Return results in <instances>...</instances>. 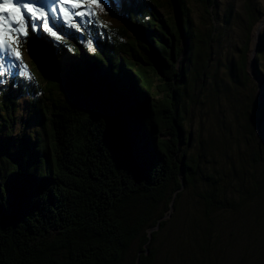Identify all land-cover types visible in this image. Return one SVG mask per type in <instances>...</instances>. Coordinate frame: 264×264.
<instances>
[{
	"label": "trees",
	"instance_id": "16d2710c",
	"mask_svg": "<svg viewBox=\"0 0 264 264\" xmlns=\"http://www.w3.org/2000/svg\"><path fill=\"white\" fill-rule=\"evenodd\" d=\"M201 2L215 24L216 1ZM116 8V25L99 22L102 33L93 27L94 53L74 29H61L67 31L63 44L25 45L36 68L30 81L0 86V173L16 174L21 165L14 161L21 160L22 175L37 182L26 196L18 184L15 203L0 189L6 197L0 206V264H127L136 241L129 264H156L158 234L186 189L204 183L195 194L207 213L225 204L223 178L202 170L201 154L192 151L184 128L187 107L199 103L197 81L208 71L216 29L205 39L197 34L188 0H130ZM240 51L228 74L246 88L248 46ZM263 52L262 34L255 58L261 76ZM93 80L125 86L132 100L120 147L74 84ZM28 86L37 124L28 136L12 137ZM245 120L241 127L259 145L254 159L264 160L259 121L252 110Z\"/></svg>",
	"mask_w": 264,
	"mask_h": 264
},
{
	"label": "rangeland",
	"instance_id": "374dc122",
	"mask_svg": "<svg viewBox=\"0 0 264 264\" xmlns=\"http://www.w3.org/2000/svg\"><path fill=\"white\" fill-rule=\"evenodd\" d=\"M215 1L213 11L217 15L213 24V17L206 12L201 0H188L197 34L205 39L213 29L216 32L210 41L212 54L208 71L205 78L203 76L197 81L196 91L200 86L202 89L199 103H190L187 107L184 128L186 135H191L192 151L201 154L202 170L223 178L219 189L224 190L220 197L225 204L207 213L204 203L195 194L196 191H204V183H198L197 188L186 189L178 207L169 214L167 225L158 234L156 264H264V160L255 161L259 145L249 131L246 133L241 127L246 123L245 114L249 110L254 112L256 119L258 83L264 86V67L261 69L263 76L255 67L258 47L264 35V0ZM251 9L252 18L249 14ZM229 10L230 18L226 22ZM113 16L110 12L100 13L98 21L116 25L117 19ZM76 19L81 31L74 30V35L86 46L92 41L95 48L93 26L87 20ZM245 46H248L247 68L251 76L246 88L234 84L228 74L230 61L238 59ZM256 46L253 57L252 51ZM259 58L264 65V52ZM22 61L30 77L35 76L32 70H36L35 64L25 46ZM257 75L259 81L255 79ZM13 79L17 80L10 78L0 86L12 89ZM28 88L23 89L25 92L19 101L16 116L20 120L12 122L14 132H18L12 137L28 136L37 124L30 110L31 89L30 86ZM259 138L264 142V126L260 123ZM14 141L18 142V139ZM137 247L136 241L127 264Z\"/></svg>",
	"mask_w": 264,
	"mask_h": 264
},
{
	"label": "snow or ice",
	"instance_id": "6c2138e0",
	"mask_svg": "<svg viewBox=\"0 0 264 264\" xmlns=\"http://www.w3.org/2000/svg\"><path fill=\"white\" fill-rule=\"evenodd\" d=\"M129 2L130 0H115V4L113 0H0V85L14 77L31 80L22 61V49L25 45L63 44L62 36L67 35V31L58 34L61 29L81 31L76 18L87 20L102 33L104 25L99 24L98 15L105 12L117 15L116 5L123 8ZM92 43L88 42V48L94 53ZM67 71L71 76L73 70ZM11 82L16 86L14 79ZM74 84L84 92L99 117L108 122L114 142L120 147L128 134L132 114V100L126 94L125 86L94 80L75 81ZM255 116L261 126H264V86L259 93ZM14 162L21 165L16 174L5 176L0 173V189L6 190L12 203L17 198L18 184L24 185V191L20 195L26 196L31 194V188L37 183L33 177L22 175L21 160ZM5 198V191H0V206Z\"/></svg>",
	"mask_w": 264,
	"mask_h": 264
},
{
	"label": "water",
	"instance_id": "95a60500",
	"mask_svg": "<svg viewBox=\"0 0 264 264\" xmlns=\"http://www.w3.org/2000/svg\"><path fill=\"white\" fill-rule=\"evenodd\" d=\"M257 37H258V34H257ZM257 44H258V38H257ZM256 51H257V46L254 48V50L252 51V56L254 57L255 56V53H256ZM255 79H257L258 81L260 80L259 78H258V75L257 76H255ZM259 85V93H260V90H261V87H262V85L260 84V82L258 83ZM150 237H151V235H150Z\"/></svg>",
	"mask_w": 264,
	"mask_h": 264
}]
</instances>
